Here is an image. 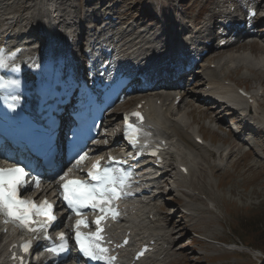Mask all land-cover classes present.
I'll return each instance as SVG.
<instances>
[{
	"label": "bare ground",
	"instance_id": "obj_1",
	"mask_svg": "<svg viewBox=\"0 0 264 264\" xmlns=\"http://www.w3.org/2000/svg\"><path fill=\"white\" fill-rule=\"evenodd\" d=\"M16 1H21V4H17ZM43 1L44 0H0V50L5 49L6 51H8L11 48H17V49L19 48V51L16 56V60L26 62V65L30 67V71L27 72L28 74H31V71H33L34 66L38 62L36 59H38L41 49L37 47V42L39 38H42V36L45 35L44 32H46L47 29L52 31L51 28L56 26V28H58V31H59L58 33L62 32L60 33V36L66 39L68 37V34L69 35L73 34L72 31L74 29H77V30L78 28L81 29L82 20L86 17L87 15L86 13H89L90 11L88 10L90 7L89 3L83 5L84 7H82L76 3V0H52L48 4H42ZM207 1L209 4L213 3L210 0H207ZM248 2L249 4L253 5V8H255L257 12H259L260 9L264 7V0H248ZM175 3L176 2H173V4H171L170 7L177 6V4ZM105 4L106 3L99 4L101 5L100 8L99 9L96 8L97 10H94V12H92L91 19H94V18L96 19L97 17H99L100 13L104 9L108 10V12L112 10L110 7H106ZM226 4L227 3H221V6L226 7ZM44 7H52V19L51 20L54 22L55 25L50 26V24L47 25L43 23L44 20L48 19V16H49L46 12H44L45 10ZM147 9L149 10L151 8L146 7L143 10L144 14L140 16L142 17L144 15L146 16ZM134 11L132 10V12ZM198 14L196 18L200 17ZM119 15L122 17V18L118 17L119 18L118 20H120V25H125V27L118 29V25H116L114 21L113 23L111 22L104 23L106 26H105V29L103 27V29L101 30L102 34L100 36H97L96 26L100 27L103 22L99 24L98 21H94L93 23H90L87 26L85 25L82 26L83 28L82 32L86 31L85 33L87 34L86 41L88 42V44L90 42V45L95 47V50L97 52L101 51L102 48H104L105 50H113L114 52H118V56L123 57L124 61L126 60L129 61L130 62L129 65H134V66L145 65L152 59L155 60V59L164 58L166 60L173 56L171 50H174L178 46L177 44H179V38L180 40L182 38H181V35L176 31V29H174V27L171 26L172 25L171 23H169L170 27L167 29L165 28L166 27L165 25H162V27L159 26L158 28L160 31L159 37H155L154 40H148L146 32L148 30L153 31V28H157L156 25H158V23L149 25L147 22L146 23L141 22L143 18H140L139 16L136 19L129 21V17L126 11H123V12L116 11L113 13V17H117ZM148 17H149L148 21L151 20L152 22L154 20V16H148ZM206 17L204 18V22L211 23V19L210 18L208 19ZM211 17H216V14L213 13ZM196 18H193V19H196ZM262 23L264 22H258V24L256 25L260 27ZM182 24H183L182 25L183 28L185 29L184 32H186L184 41L188 40L187 38L188 34H193L194 32L198 34L199 33L204 34L203 38L201 39L203 45L201 46L200 49L195 50L196 53H194L195 54L193 56L194 58H198L201 55V52H203V50L209 49L210 42H214L212 47L215 46L217 50V51L215 50L216 54H214V56L211 57L212 58L211 62H209V60L207 59V62H209L208 65L205 64L202 70H192V72L188 75V78L194 77L193 79L195 80V82L197 80L201 82V83H196V85L194 86L193 89H195L196 91H191L189 93V91L185 88L184 90H181L182 86L173 85L169 83L170 86H168V88L171 90H168V93H166V96L165 95L164 96L154 95L156 92L155 90H152L151 92L150 91L138 92V94L136 95L142 96L141 100H146L148 103V106L146 108H148V111H150L149 120H148L149 121L148 127H150V131L156 134L157 136L161 137L162 141L167 142L166 144L167 147L171 145L174 148V151L172 153L177 154V159H181L182 161L180 165L187 166V163L185 162L187 160V157L192 162L194 158L190 159L192 155L189 154L190 157L188 156V152L186 151L187 152L186 153L183 150L184 147L182 148L181 146H179V144H181L179 143V141L183 142L185 140L186 143L184 142L183 143L187 145L189 148H195L196 146L194 144L191 145L192 142L189 139L187 140L185 136L183 137L179 136V134L182 133L181 129H183L184 126H189V125L186 123L182 124V122L178 119L180 116L177 115L178 116L177 118V116H175L176 113L173 114V112L175 111V109H179L180 105L183 108L182 104L186 107L191 108L192 104L195 103L194 100L200 94V93L198 94L197 92H199L201 89L206 90L205 86L210 85L209 90H206L205 92L210 94L211 97H209L210 98L209 100L215 101L217 103V104L214 103V105L216 106V110L219 111L220 109H222L224 110L226 115H229V118H234L233 120H236L237 127L240 128L241 133L251 134L252 132L250 128L243 126V120L239 117L240 115L238 112H232L229 109L227 110V106L225 105V102L216 101L220 99L219 94L222 93V89L225 90L229 88H227L226 85H225L226 88L225 87L222 88V85H221L222 89L220 90L219 88L220 91H218V89L216 91L214 86L215 87L218 86L216 85L217 82L219 81L221 82L225 79H228L229 82L233 84V86L239 87L240 84H242V80L237 79L236 77H238L239 76L238 74L241 72L242 73L248 72V73H251V75L254 74L255 78H257L258 80L260 79L261 84L264 85V41H262V44L260 45L259 43L255 41L252 43H247L244 40H237L236 42L235 41L228 42L224 32L218 33L217 36L215 35V32H214L215 36L213 37V35H205L206 32L204 31L205 29L204 26L199 27V29L197 30L195 29L189 30L188 22L184 21ZM115 25H116V28H115ZM217 28L218 27H214L213 31L217 32ZM163 35L164 36L167 35L168 37L164 38L162 37ZM170 38L174 39V41L168 42ZM221 41H227L228 43L226 46L220 47ZM238 41H242V43L238 44ZM255 44H256V48H259V50L254 49L253 46ZM104 53H107V52H104ZM247 53L251 54L253 58H255L254 61L250 60L247 57L246 55ZM212 64L216 66L215 70L213 69L209 70L210 65ZM199 67H201V64ZM212 68H213V65H212ZM230 72L234 73L235 75L230 77L229 76ZM141 73L143 74L144 71H142ZM219 73H222L223 75L220 76ZM216 78H218L219 80H217ZM184 86H187V85L185 84ZM231 88L229 89L230 91H232ZM263 89H257L255 90V93H257L258 91H263ZM178 96L181 97V102L177 105L178 108H176L175 102H176V97ZM151 97L153 98L150 100ZM199 97L202 98L201 101H205V103L206 102L209 103V101H206V98H203L201 96ZM158 101H162L163 103L162 107H157ZM163 107L167 108L166 109L167 113L168 111H171V115L169 118L167 117L168 116L167 114H166L167 116L165 117L163 116L164 113L162 114L161 112ZM198 109L199 108L197 109L191 108L190 112L188 109V111L184 115L191 117V115L194 112H196V110ZM211 109L212 108H209L207 111H204L203 115L206 113L207 115L206 118L209 119L208 122L209 123L215 122L219 124L218 128L222 129L224 124H222L221 122L217 120L218 119L216 118L217 113L215 111H211ZM179 111L180 110H178V113ZM258 114L259 115L264 114V106L261 107V110L259 111ZM120 117H121V114H119V118H117L115 115L113 116V118L109 117L110 119H107L105 121L106 125L104 128L106 130H109L111 128L116 127L120 123L119 122ZM182 121H184V119H182ZM259 130H261V132L256 135V139L254 138L255 140H257V137H260V135L264 134V129H259ZM199 134L198 136L201 135ZM116 137L119 138V135H116ZM174 137H177L178 141L177 140L174 141ZM205 139H204V142H205ZM104 140H105V137H100V144L103 143ZM251 140H253V138ZM107 141H108L107 147L95 148L92 155L99 157L103 155L106 151H108L109 149L110 150L118 149L119 145H118L117 140L115 141V139L113 140V139L108 138ZM222 144H224V146H227L226 151L224 149L222 150L218 148L215 151L212 149L209 152L213 153L212 155L213 158L214 156L218 155V157L220 158L227 157L226 159L228 161L232 159V156L237 152L238 149L241 150L245 145H247L245 141L243 142L240 140L239 141L234 140L233 142L231 141V143L230 141L224 140ZM250 145L253 146L252 143ZM202 148H206V147H202ZM253 152H254V149L251 148L249 152L247 153L248 154L250 153V156L257 155L255 154V152L254 153ZM167 156L168 155H166L165 160L168 161L169 159H167L168 158ZM177 159L171 157L170 167H173V168L167 169V171L166 170L163 171L164 173L161 174L162 176L157 180L156 183H153L155 186L153 187L152 193L147 194L143 196L142 198L141 197L137 198L139 199L137 202H134L133 204L127 206V207L131 206L129 215H125L126 220L123 221V223L119 225L120 227L117 228L116 233H115L118 235L124 230V228H126V230H130L132 232V236H133L132 238H134L135 240H137L136 238L139 237L142 239L149 238L148 241L150 240L156 241V246H155L156 251L160 250L161 251L160 254L154 255L151 261H148L143 264H163L165 260L168 258V255L170 254V252L173 251L172 246L170 247L167 246L166 248V245H168L169 243L171 245V243L174 242L173 236L177 235L181 231V227L184 225L183 222H177L173 218L170 219L169 221L170 229L166 228V226L157 225L161 221H164V219L161 217V214H158V212L156 211L159 209L156 206L153 207L152 205L154 201L160 200V197H162L164 193L166 194L167 197H171V194H178L181 191V188H183L184 186L183 183L188 182L186 178L189 177V175H192L191 171L187 177L183 176L182 173L179 172L180 166L178 165ZM194 164H195V161H194ZM215 165L218 168V170H221L222 166L220 167L217 164ZM189 166L191 167L192 165H189ZM56 188L58 187L57 185L54 184L52 188L48 189L49 190L48 192L44 191L43 195L48 196L49 193L53 194L54 192H56ZM154 188H157L159 191L156 192ZM151 194H153V196H150ZM0 230H4V228H0ZM9 233L4 235L3 237H8ZM2 241L3 240H1V242ZM163 255H164V258L158 262V258Z\"/></svg>",
	"mask_w": 264,
	"mask_h": 264
},
{
	"label": "rangeland",
	"instance_id": "obj_2",
	"mask_svg": "<svg viewBox=\"0 0 264 264\" xmlns=\"http://www.w3.org/2000/svg\"><path fill=\"white\" fill-rule=\"evenodd\" d=\"M113 1H118L117 4L119 5L122 3L123 9L130 7L128 10H124L129 20H134L138 16L140 18H145V15L143 17L140 15L144 14L143 10L148 5L151 6V9H157L154 7L156 6V0H97L99 3L107 2V5ZM173 1L177 2L175 3L177 7L169 13L172 14L174 19H177L175 15H178L185 19V21L191 22H188V27L192 29H198L203 25L205 26L202 21H196L197 19L192 20L197 17L198 13L200 17H208L211 13L216 14L214 11L221 10V7H219L220 2L226 3L223 2L225 0H210L214 2V4L212 3L211 5H209V3L207 4V0H158V2L162 4V7L165 3L168 8L173 4ZM83 2L84 0H77V4L79 5ZM16 3L21 4V1H16ZM235 4L245 5L246 0H235ZM92 7L96 6L92 5ZM204 7L207 8V13H205V15L203 14L204 12H201V9ZM229 8L231 9V4H227L226 9L228 10ZM132 10L135 11L132 12ZM263 11L264 7L260 9L259 12ZM149 14L150 12H148L146 17ZM147 19H149V17H147L146 20ZM143 21L144 19L141 20V22ZM146 22L149 25H153L151 20H147ZM158 25L156 26L159 27L160 25ZM255 33L256 34L252 36L253 38L243 40L247 43L255 41L259 43V45L262 44V41H264V28L259 30V32L255 30ZM258 34L263 38L256 36ZM241 43L242 41H238V44ZM253 47L255 50H259V48H256V44ZM215 50L216 47H211V51L214 53L211 52V54H213L206 58L209 62L212 60L211 57L216 54ZM246 55H249V53ZM204 65L205 64H203V66ZM214 68L215 66H213V68L211 66V70H215ZM219 75L222 76L223 74L219 73ZM234 75L235 74L232 72L229 73L230 77ZM238 75L239 76L236 78L242 80V84L239 86L241 89L247 88V90H254L255 92L256 89L264 88V85L261 84V80L255 78L254 74L251 75V73L248 72H241ZM187 79L183 80V83L187 85L184 86V88L187 89L189 93L191 91H196L193 89L194 86L196 83L201 82ZM216 79L219 80L218 78ZM216 85L219 86H216L217 88L214 86L216 91L217 89L220 91L222 88H226V86L229 89L232 87V91L234 90L233 84L229 83L228 79L217 82ZM207 86L209 87L210 85H206L205 87L208 88ZM251 86L255 87L253 88ZM201 90L197 93H200L199 96L201 95V97L204 98L207 89ZM156 93L158 95L162 94H159L158 91ZM164 95L166 96V93ZM199 96H197L194 100L195 103L191 106L192 109H199L196 110L191 117L184 115L188 109L189 112L191 109L184 105H182L183 108L180 105L179 109H175L176 112L174 111L173 114L176 113L175 116H180L179 118L177 116V118L182 124L186 123L189 125L181 129L183 134L180 133L179 136H185L187 140L189 139L192 142V145H195L193 140L194 137L198 136L196 131L200 129L203 131H200L202 136L204 134V137H206L205 144H203V147L206 148L205 150L202 146H198V148H189L184 144L186 143L185 140L183 141L184 143L179 141V143L182 144H179V146L182 148L184 147L185 151L192 155L190 159L194 158L193 162L188 161L189 165L193 167L190 170L192 175L186 178L188 182L183 183L184 186L178 194H171V197H167L164 193L162 197H160V200L152 204L153 207L156 206L159 209L156 211L158 214H161V217L164 219V221H161L157 225L161 226V224H164L166 228L170 229L169 221L172 218L184 224L181 227V231L178 233L179 235L173 236L174 242L168 245L169 247H173V251L170 252L163 264H264V134L257 137V140H255L256 135L254 133L247 137L239 135L237 131L234 130L236 123L234 120L231 121V119L228 118L229 115H226L224 110H216L214 102L205 103V101H201ZM138 101H140V98L136 96L131 98V100H127L126 104L121 103L117 105L119 107L117 108L116 106L114 108L115 116L119 118V113L125 111V109L126 111L131 110ZM159 104H161V101L158 102V105ZM262 105L264 106V100L260 102L259 109ZM209 108H212L211 111L217 113V120L224 124L222 129L217 130L219 124L215 122L209 123V119L206 118V113L203 115L204 111H207ZM178 110H180L179 113ZM164 114V116L168 115L167 117L169 118L171 111H168V113L164 111ZM181 118L184 119V121H182ZM259 118L262 119L264 123V114ZM175 138L174 141H178V138ZM252 138L253 140H251ZM224 140L230 141V143L234 140H245L247 145L242 148L243 150L238 149L232 156V159L229 160L230 162L226 159L227 157L218 158L217 155L213 158V153L209 152L212 149L214 151L215 148L227 150V146H223L224 144L222 145ZM210 141H215L216 144H211L212 142ZM251 143L254 147L250 145ZM251 148L254 149L257 155L250 156V153H247ZM194 161L196 167L193 166ZM215 164L220 167L222 166L221 170H218ZM244 245H251V248H245L243 247ZM255 250L260 252L263 257H259V254L253 253Z\"/></svg>",
	"mask_w": 264,
	"mask_h": 264
},
{
	"label": "snow or ice",
	"instance_id": "obj_3",
	"mask_svg": "<svg viewBox=\"0 0 264 264\" xmlns=\"http://www.w3.org/2000/svg\"><path fill=\"white\" fill-rule=\"evenodd\" d=\"M256 12L253 11L251 16L255 17ZM15 53L10 57H5L0 53V68H7L9 61L15 60ZM19 71V68H15ZM18 86L16 80L5 81L0 80V89H8ZM15 111V107L12 106ZM140 123H143V116L139 112L132 113ZM128 116L124 117L126 124L125 138L132 147H136L139 136L144 134L138 125L129 122ZM147 135V134H144ZM100 143V141H96ZM107 140L103 143L107 144ZM153 152L152 155H156ZM88 158L87 152L79 154L75 158L74 164L66 169L61 170L56 176V182L60 184L61 200L71 215L82 217L86 214L85 210L99 212L97 219L93 222L95 231L84 233L81 228H88L89 222L85 219H77L73 228L75 239V247L79 252L76 259L80 264H115L117 259L111 256L109 249L104 246V231L101 224L108 216L116 219L119 215L117 212V201L127 195V190L130 188V176L123 168L103 167L97 162L93 165V170L87 173V179H68V173L73 169L79 170L81 163ZM5 159H10L5 157ZM111 159V157H110ZM12 167H0V218L5 224H12L21 229L22 234H28L34 237L43 236L49 241L48 245H41L39 248H44L56 257H61L62 254L69 252L68 237L63 232L59 234V245H56L50 240L48 232L57 225L56 209L54 205L47 200L42 204H37L35 201L23 198L29 191L34 192L39 188L41 179L39 174L33 176V170L26 165H22L18 160H11ZM22 190L23 193H22ZM71 216L65 217V220ZM127 240L124 241L126 245ZM33 245L31 241L22 245L25 254H29ZM38 248V250H39ZM143 255V253H141ZM15 258V257H14ZM21 264L23 259L21 258ZM55 264V262H53ZM61 264H65L61 261Z\"/></svg>",
	"mask_w": 264,
	"mask_h": 264
}]
</instances>
